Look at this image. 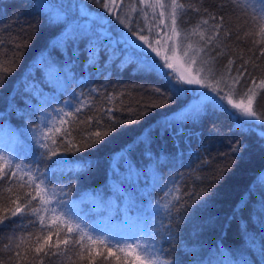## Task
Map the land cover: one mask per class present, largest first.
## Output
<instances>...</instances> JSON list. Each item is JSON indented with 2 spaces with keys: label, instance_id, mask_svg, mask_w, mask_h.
I'll return each instance as SVG.
<instances>
[{
  "label": "trees",
  "instance_id": "1",
  "mask_svg": "<svg viewBox=\"0 0 264 264\" xmlns=\"http://www.w3.org/2000/svg\"><path fill=\"white\" fill-rule=\"evenodd\" d=\"M177 2L257 125L178 116L189 87L86 28L106 0H0V264H264V0Z\"/></svg>",
  "mask_w": 264,
  "mask_h": 264
},
{
  "label": "rangeland",
  "instance_id": "2",
  "mask_svg": "<svg viewBox=\"0 0 264 264\" xmlns=\"http://www.w3.org/2000/svg\"><path fill=\"white\" fill-rule=\"evenodd\" d=\"M139 2L141 12L138 14V26L144 30L137 32L138 34L131 32V18L123 17L119 0H106V6L100 13L83 9L81 18L86 23V28L94 26L100 32L113 36L112 40L129 44L130 50L138 57L142 70L155 69L175 82L176 88L189 87L192 90L194 98L178 116L185 118L188 112H197L210 104L232 110L242 120L257 125L259 119L253 110L256 91L252 88L238 96L237 81L228 76L218 79L211 77L198 31L183 35L176 29L180 9L177 0ZM178 89L176 90L180 92ZM115 229L108 226L113 234L112 241L119 240L124 235Z\"/></svg>",
  "mask_w": 264,
  "mask_h": 264
}]
</instances>
